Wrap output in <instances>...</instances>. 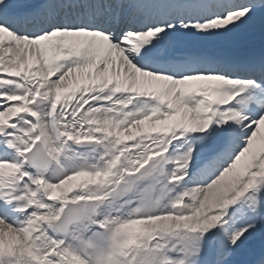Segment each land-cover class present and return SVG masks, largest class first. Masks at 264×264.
I'll return each mask as SVG.
<instances>
[{"label": "snow or ice", "instance_id": "1", "mask_svg": "<svg viewBox=\"0 0 264 264\" xmlns=\"http://www.w3.org/2000/svg\"><path fill=\"white\" fill-rule=\"evenodd\" d=\"M264 0H0V264H264Z\"/></svg>", "mask_w": 264, "mask_h": 264}, {"label": "rangeland", "instance_id": "2", "mask_svg": "<svg viewBox=\"0 0 264 264\" xmlns=\"http://www.w3.org/2000/svg\"><path fill=\"white\" fill-rule=\"evenodd\" d=\"M262 247H264V235L258 234L249 243L248 248L244 251V252L247 253V258L246 259H256V258H258Z\"/></svg>", "mask_w": 264, "mask_h": 264}]
</instances>
